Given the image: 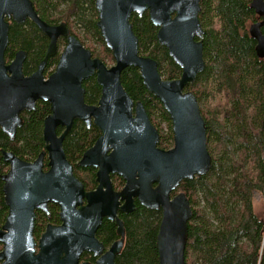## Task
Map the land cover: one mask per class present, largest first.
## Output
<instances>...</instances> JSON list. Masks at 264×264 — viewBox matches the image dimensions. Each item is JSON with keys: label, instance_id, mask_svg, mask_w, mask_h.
<instances>
[{"label": "water", "instance_id": "water-1", "mask_svg": "<svg viewBox=\"0 0 264 264\" xmlns=\"http://www.w3.org/2000/svg\"><path fill=\"white\" fill-rule=\"evenodd\" d=\"M202 0H95L97 27L115 64L107 66L71 34L66 23L50 25L38 15L31 0H0V128L14 141L24 125L23 112L36 110L38 101L51 106L44 122L47 142L34 162L2 151L10 166L2 177L9 213L0 229V264H81L84 253L99 258L95 264H116L126 242L124 221L119 214L136 211V201L148 210L161 211L156 240L160 264H186L189 222L193 217L185 193L172 198L183 181L208 175L213 158L207 147L206 122L196 95L186 89L204 72L205 31L199 19ZM251 8L260 21L251 25L258 58L264 61V0H253ZM149 14L158 29L159 44L182 70L176 80L164 79L159 63L143 57L131 18ZM33 22L50 40L38 70L25 76L26 53L19 52L7 65L11 22ZM60 38L67 40L55 71L45 77L48 62L58 53ZM137 68L147 91L170 115L174 147L159 148L160 134L142 102L130 97L122 85V74ZM96 77L102 90L97 105L85 102L84 83ZM76 121L101 133L95 145L78 163L97 171L98 187L87 192L67 160L63 143ZM64 133L58 136V128ZM48 155V171H44ZM112 175L125 181L115 191ZM60 208L61 225H48L37 242L36 213L50 215L49 205ZM117 226L119 240L105 252L97 239L103 221ZM91 264V263H82Z\"/></svg>", "mask_w": 264, "mask_h": 264}, {"label": "trees", "instance_id": "trees-1", "mask_svg": "<svg viewBox=\"0 0 264 264\" xmlns=\"http://www.w3.org/2000/svg\"><path fill=\"white\" fill-rule=\"evenodd\" d=\"M38 15L50 25L66 23L94 58L109 67L115 64L97 27L98 13L95 0H31ZM253 0H202L200 22L205 31V70L186 91L198 98L206 122L207 147L213 158L208 175L185 180L172 194L185 193L193 209L189 222L186 264H264V219L257 214V198L264 203V61L256 53V41L250 36L251 25L260 21L251 8ZM134 33L139 39V52L159 63L164 79L176 80L182 70L170 58L168 50L157 39L158 29L149 14L131 18ZM48 38L30 21L13 24L6 61L11 62L19 50L27 53L24 67L31 74L44 59ZM60 49L65 42H60ZM59 55L49 60L45 75H50ZM122 85L130 97L142 102L152 124L160 134L159 147H174L170 115L159 100L143 84L137 68L126 69ZM85 102L98 104L102 90L96 77L84 83ZM51 114L48 103L39 102L36 110L24 115L25 124L17 138L10 141L0 131V228L5 224L9 209L4 201L1 176L9 166L1 150L15 152L27 162L38 158L45 149L44 122ZM63 129H59L61 134ZM100 136L93 125L90 129L76 121L64 142L68 161L75 175L87 191L97 188L96 172L76 165L83 154ZM47 162V161H46ZM47 170V167H46ZM114 188H124L123 179L113 177ZM59 208L50 206V216L36 213L34 238L39 241L49 224L59 225ZM125 223L126 242L116 264H160L156 247L162 212L148 210L137 204L129 215H121ZM115 223L104 221L97 233L99 241L109 247L118 241ZM87 260V257H84ZM84 259V260H85Z\"/></svg>", "mask_w": 264, "mask_h": 264}, {"label": "flooded vegetation", "instance_id": "flooded-vegetation-1", "mask_svg": "<svg viewBox=\"0 0 264 264\" xmlns=\"http://www.w3.org/2000/svg\"><path fill=\"white\" fill-rule=\"evenodd\" d=\"M30 22H31V21H30ZM25 23H27V22H25ZM25 23H23V24H25ZM31 23L34 24L33 22H31ZM13 24H16V23L11 22V26H12ZM18 25H22V24H18ZM34 25H35V24H34ZM35 26H36V25H35ZM53 26H56V25H53ZM36 27H37V26H36ZM37 28H38V27H37ZM38 29H39V28H38ZM10 31H11V27H10ZM71 34H72V33H71ZM48 40H49V39H48ZM49 42H50V40H49ZM60 42H65V46H64L63 48H61V49H60V46H59ZM9 43H10V33H9ZM66 44H67V40H66L65 38H60V39H59V41H58V53H57V55H59V59H60V56H61V54L63 53V51H64V49H65V47H66ZM85 48H86V47H85ZM6 51H7V50H6ZM19 52H24V53H26V52L23 51V50H19V51L16 53V55H17ZM16 55H15L14 59H13L11 62H7V61H6V58H5L6 64H7V65L11 64V63L15 60ZM57 55H56V56H57ZM5 56H6V53H5ZM56 56H55V57H56ZM26 61H27V53H26ZM26 61H25V63H26ZM58 62H59V61H58ZM25 63H24V67H25ZM56 66H57V65H56ZM24 67H23V71H24ZM38 67H39V65H38V66L36 67V69H35L31 74H29V75H26V74L24 73L25 76L28 77V76L33 75V74L38 70ZM55 68H56V67H55ZM54 71H55V69H54ZM54 71H53V72H54ZM45 72H46V71H45ZM53 72H52V73H53ZM52 73H51V74H52ZM51 74H50V75H51ZM50 75H48V76L45 75V77L48 78ZM39 102H42V101H38L37 104H38ZM37 104H36V107H37ZM49 105H50V104H49ZM50 107H51V106H50ZM32 112H34V111H32ZM27 113H31V112H23V113H21V117H22L23 120H24V124H25V118H24V115L27 114ZM84 124H85V123H84ZM85 125H86V124H85ZM23 126H24V125H23ZM23 126H22L21 128H23ZM92 126H93V125H92ZM92 126H91V127H92ZM86 127H87V126H86ZM21 128H18V130L21 129ZM60 128H61V127H59L58 130H59ZM87 128H88V127H87ZM61 129H63V132H62L61 134H59V133H58V130H57L58 136H61V135L64 133V128H61ZM89 129H90V128H89ZM18 130H17V134H18ZM157 130H158V129H157ZM0 131L2 132L1 128H0ZM99 132H100V131H99ZM158 132H159V131H158ZM2 133H3V132H2ZM3 134H4V133H3ZM69 134H70V133H69ZM4 135L10 140V138H9L6 134H4ZM100 135H101V133H100ZM99 137H100V136H99ZM16 138H17V135H16ZM16 138H15V140H16ZM66 138H67V137H66ZM66 138H65V139H66ZM98 139H99V138H98ZM15 140H14V141H15ZM44 140H45V137H44ZM10 141H11V140H10ZM14 141H12V142H14ZM45 142H46V140H45ZM64 142H65V141H64ZM96 142H97V141H96ZM94 145H95V144H94ZM94 145H93V146H94ZM46 146H47V142H46V145H45V149L43 150V151H45V152H46ZM93 146H92V147H93ZM63 147H64V143H63ZM92 147H91V148H92ZM159 148H160V147H159ZM160 149H161V148H160ZM88 150H89V149H88ZM88 150H87V151H88ZM2 151H3V150H1V152H2ZM4 151H7V150H4ZM43 151H42V152H43ZM64 151H65V150H64ZM87 151H86V152H87ZM7 152H11V151H7ZM42 152H41V153H42ZM86 152H85V153H86ZM11 153H14V154H15V152H11ZM85 153H84V154H85ZM1 154H2V153H1ZM84 154H83V155H84ZM15 155H16V154H15ZM16 156H17V155H16ZM39 156H40V155H39ZM39 156H38V157H39ZM2 157H3V156H2ZM17 157H18V156H17ZM82 157H83V156H82ZM19 158H20V157H19ZM20 159H21V158H20ZM81 159H82V158H81ZM3 160H4V159H3ZM22 160H23V159H22ZM36 160H37V159H35L34 161H36ZM67 160H68V159H67ZM34 161H32V162H34ZM46 161H47V162H46ZM80 161H81V160H80ZM80 161H79V162H80ZM7 165H8V164H7ZM47 165H48V155L46 154L44 171H48V170H49V168H48ZM8 166H9V165H8ZM72 166H73V165H72ZM46 167H47V170H46ZM76 167L79 168V167H78V164L76 165ZM9 168H10V166H9ZM9 168H8V170H7V173L9 172ZM73 168H74V166H73ZM74 169H75V168H74ZM82 169H87V168H82ZM92 169L95 170L94 168H92ZM95 172H96V179H97V171L95 170ZM7 173H6V174H7ZM6 174H4V175H6ZM74 174H75V170H74ZM4 175H3V176H4ZM3 176H1V180H2V177H3ZM75 176H76V175H75ZM76 177H77V176H76ZM113 177H118V178H120V177L117 176V175H112V176H111L112 182H113ZM78 179H79V178H78ZM121 179H122V178H121ZM79 180H80V179H79ZM80 181H81V180H80ZM2 182H3V180H2ZM96 182H97V181H96ZM124 182H125V181H124ZM82 183H83V182H82ZM83 185H84V184H83ZM113 186H114V184H113ZM84 187H85V186H84ZM97 187H98V183H97ZM3 189H4V182H3ZM96 189H97V188H96ZM96 189H95V190H96ZM114 189H115V188H114ZM85 190H86V189H85ZM86 191H87V190H86ZM93 191H94V190H93ZM115 191H117V190H115ZM120 191H121V190H120ZM87 192H90V191H87ZM118 192H119V191H118ZM3 194H4V191H3ZM172 198H173V196H172ZM4 201H5V196H4ZM137 204H140V203L136 201V206H137ZM51 205H53V204H50V205H49V211H50V206H51ZM55 206H56V205H55ZM57 207H58V206H57ZM58 208H59V207H58ZM59 210H60V208H59ZM37 212H40V211H37ZM50 214H51V212H50ZM45 215H46V214H45ZM59 215H60V211H59ZM121 215H124V214H119V217H120ZM46 216H47V215H46ZM49 216H50V215H49ZM49 216H47V217H49ZM104 221H106V219H105ZM104 221H103V222H104ZM107 221H108V220H107ZM109 222H110V221H109ZM49 225H50V224H49ZM59 225H61V219H60V224H59ZM115 225H116V224H115ZM3 226H4V225H3ZM3 226H2V227H3ZM116 227H117V226H116ZM0 229H1V228H0ZM99 230H100V229H99ZM99 230H98V231H99ZM45 231H46V230H45ZM44 233H45V232H44ZM44 233H43V234H44ZM97 233H98V232H97ZM116 234H117V231H116ZM117 237H118V236H117ZM97 239H98V237H97ZM118 239H119V237H118ZM98 240H99V239H98ZM37 242H38V241H37ZM100 242H101V241H100ZM116 242H117V241H116ZM101 243H102V244L104 245V247H105V252H107V251L112 247V245H113L115 242H114L111 246H109V247L105 246V244H104L103 242H101ZM1 250H2V245H0V252H1ZM85 256L87 257V260L84 258ZM84 259H85V260H84ZM98 259H99V258H96V257L94 256V254H92V253H84V254L81 256L80 263H81V264H82V263H91V264H95V263L98 261Z\"/></svg>", "mask_w": 264, "mask_h": 264}, {"label": "rangeland", "instance_id": "rangeland-1", "mask_svg": "<svg viewBox=\"0 0 264 264\" xmlns=\"http://www.w3.org/2000/svg\"><path fill=\"white\" fill-rule=\"evenodd\" d=\"M255 210L257 214L260 215L262 219H264V203L259 198H257L255 202ZM263 247H264V243H263Z\"/></svg>", "mask_w": 264, "mask_h": 264}, {"label": "bare ground", "instance_id": "bare-ground-1", "mask_svg": "<svg viewBox=\"0 0 264 264\" xmlns=\"http://www.w3.org/2000/svg\"><path fill=\"white\" fill-rule=\"evenodd\" d=\"M264 251V250H263Z\"/></svg>", "mask_w": 264, "mask_h": 264}]
</instances>
